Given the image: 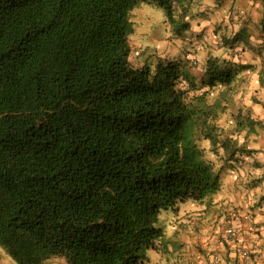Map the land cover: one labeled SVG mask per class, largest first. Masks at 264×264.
<instances>
[{
  "label": "trees",
  "instance_id": "obj_1",
  "mask_svg": "<svg viewBox=\"0 0 264 264\" xmlns=\"http://www.w3.org/2000/svg\"><path fill=\"white\" fill-rule=\"evenodd\" d=\"M144 2L164 8L172 32L185 36L190 24L173 19L175 0ZM137 3L0 0V245L19 264L57 254L68 264H137L159 235L151 226L159 206L216 187L192 142L199 129L197 139L215 143V128L193 120L214 110L202 111L203 97L185 105L186 93L172 89L180 77L192 89L230 83L251 67L208 61L200 80L170 61L150 83L147 67L132 71L125 60ZM222 146L226 167L239 163L244 149L227 138Z\"/></svg>",
  "mask_w": 264,
  "mask_h": 264
},
{
  "label": "clouds",
  "instance_id": "obj_2",
  "mask_svg": "<svg viewBox=\"0 0 264 264\" xmlns=\"http://www.w3.org/2000/svg\"><path fill=\"white\" fill-rule=\"evenodd\" d=\"M195 3L197 0H191V4L188 0L174 3L173 19L181 22L179 17L183 15L182 22L190 24L184 32L188 38L181 40L171 30H160L165 38V43H160L155 33L161 24H170L168 15L164 8L138 0L128 11L132 31L125 33L129 47L125 60L130 69L147 67L151 83L157 75L159 59H164L163 55L157 59V53L167 41L174 40L177 48L173 55L180 56L190 40V54L183 58L195 72L205 71L208 61L220 69L251 62L255 71H237L230 83L216 79L201 85L197 81L195 89L183 77L175 82L172 90L177 94L186 93L181 97L182 103L189 105L203 97V103L199 104L202 111L214 110V117L198 113L193 120L199 116L209 128H215V143L203 134L197 139L199 129H193L192 142L201 153L198 161L208 168L210 176L219 179L215 189L207 190L202 196L197 197L190 191L156 209L151 226L159 235L142 248L143 259L137 264H264V127L260 126L264 125V86L261 84L264 54L252 59V49L264 45V40L257 39L258 33L253 34L252 27L259 23L264 6L258 0H223L222 3L199 0L198 6L192 8ZM185 8L190 15H184ZM249 17L252 24L248 25L247 43L236 40ZM216 26L221 28L219 33L215 31ZM225 38L230 43L226 44ZM238 111L254 122L253 127L247 123L238 127L233 118ZM226 138L235 149H244L236 153L239 163L231 161V167L225 165L228 150L222 145ZM177 148L182 157L184 141L178 142ZM167 151L166 148L164 152ZM166 159L162 154L159 162ZM241 218L246 223L242 224ZM197 245L203 252L196 250ZM0 264H19V261L0 245ZM41 264H68V261L66 256L57 254L42 259Z\"/></svg>",
  "mask_w": 264,
  "mask_h": 264
},
{
  "label": "rangeland",
  "instance_id": "obj_3",
  "mask_svg": "<svg viewBox=\"0 0 264 264\" xmlns=\"http://www.w3.org/2000/svg\"><path fill=\"white\" fill-rule=\"evenodd\" d=\"M198 2H199V0H197V3H195L194 5L192 4V8L197 7V6H198ZM220 2L222 3L223 0H220ZM258 2H260V3L262 4V6H264V0H258ZM190 14H191V13L189 12V15H190ZM201 15H203V14H201ZM261 15H262V16H261V19H260L259 21H261L262 18L264 17V13H262ZM192 18L195 19V16H193ZM259 23H260V22H259ZM263 27H264V26H263ZM160 30H164V31L171 30V31H172V29H171V27L169 26V24H161V25L159 26L157 32L155 33V34L157 35V40H158V42H160V43H165V38H164V36L160 33ZM220 30H221V28L218 27V26H216V28H215L216 33H219ZM205 31H207V30H205ZM177 38H179V39H181V40H185V39H187L188 37L185 35L184 37H181V38H180V37H177ZM262 39H263V38H261V39H259V40H262ZM226 41H227V38H225V42H226ZM260 46H262V48H261V47H259V48L257 47V48H255V49H256V50L264 51V45H260ZM176 48H177V45H176V43L174 42V40H168L167 43H166V46H165V47H164L159 53H157V59H159V57H160L161 55H163V57H164V59H159V65L167 64V63H169L170 61H182L184 64H186V66H187L189 72H190V73H193V75L197 76V78H199V79L201 80V77H202V75H203L202 72H195V71H193L192 67L189 66V62L186 61V60L183 58L184 56L190 54V52H189V48H191V41H190V40L188 41L187 47L184 49V51L181 53L180 56H179V55H173V51H174ZM253 52H254V51H253ZM235 114H236V113H235ZM233 118H234V117H233ZM257 166H258V165H257ZM229 219H231V217H229ZM241 222H242V224L246 223V221H245L243 218H241ZM246 239H247V237H246Z\"/></svg>",
  "mask_w": 264,
  "mask_h": 264
},
{
  "label": "crops",
  "instance_id": "obj_4",
  "mask_svg": "<svg viewBox=\"0 0 264 264\" xmlns=\"http://www.w3.org/2000/svg\"><path fill=\"white\" fill-rule=\"evenodd\" d=\"M262 13H264V12H262ZM259 22L260 23H258V24H253L252 25V27L255 29V32L253 34L258 33L257 39L263 38L262 40H264V27H263L264 26V23H263L264 22V17ZM249 24H252L251 17H249L247 20L244 21V25L245 26H244V28H242L241 32L236 37L238 39H243L245 41V43H247V34H248V25ZM218 27H220V26H218ZM259 47L262 48V46H258V48ZM252 52H253V55H252V59L253 60L256 58L257 55L264 54V51L256 50L255 48L252 49ZM241 66H243V67L244 66L245 67H251V68H248V69L255 71V66L251 62H249L247 65H241ZM202 74H205V71H203ZM263 75H264V70L261 71V80H262L263 86H264V76ZM202 76H204V75H202ZM196 250L199 251V252H203V249L200 248L198 245L196 246Z\"/></svg>",
  "mask_w": 264,
  "mask_h": 264
},
{
  "label": "built area",
  "instance_id": "obj_5",
  "mask_svg": "<svg viewBox=\"0 0 264 264\" xmlns=\"http://www.w3.org/2000/svg\"><path fill=\"white\" fill-rule=\"evenodd\" d=\"M253 227H256V226H253Z\"/></svg>",
  "mask_w": 264,
  "mask_h": 264
}]
</instances>
